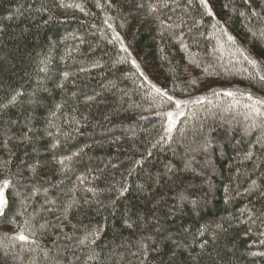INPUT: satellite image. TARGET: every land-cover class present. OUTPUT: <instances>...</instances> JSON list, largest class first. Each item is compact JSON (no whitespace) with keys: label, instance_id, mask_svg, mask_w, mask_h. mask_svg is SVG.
Here are the masks:
<instances>
[{"label":"trees","instance_id":"obj_1","mask_svg":"<svg viewBox=\"0 0 264 264\" xmlns=\"http://www.w3.org/2000/svg\"><path fill=\"white\" fill-rule=\"evenodd\" d=\"M263 133L264 0H0V264H264Z\"/></svg>","mask_w":264,"mask_h":264},{"label":"rangeland","instance_id":"obj_2","mask_svg":"<svg viewBox=\"0 0 264 264\" xmlns=\"http://www.w3.org/2000/svg\"><path fill=\"white\" fill-rule=\"evenodd\" d=\"M191 101H195L194 99H189V100H184L182 101V103L180 104L181 108H184L185 106H187ZM235 108V110L232 111H226V117H224L220 123H218L219 125H221L220 127H228L231 128V123L232 124H237V125H248L249 127H246L247 129L244 130V132L246 133V130H250L251 127H254L253 125L258 124V121L260 120L258 117H255V115H252L249 111H245V110H241L238 107H233ZM230 112V113H229ZM232 117V119H231ZM236 126V125H234ZM264 138V133L263 136ZM0 190L3 191L4 193V198H5V187L4 185L0 184ZM4 206V205H3ZM3 206H0V212L3 208ZM15 245H0V252H2L3 254L6 255H11L12 253H9L7 250H9L10 247H13Z\"/></svg>","mask_w":264,"mask_h":264},{"label":"snow or ice","instance_id":"obj_3","mask_svg":"<svg viewBox=\"0 0 264 264\" xmlns=\"http://www.w3.org/2000/svg\"><path fill=\"white\" fill-rule=\"evenodd\" d=\"M7 185V182H5V186ZM6 200L4 198V193L2 190H0V206L5 205ZM21 239H24V237H20Z\"/></svg>","mask_w":264,"mask_h":264}]
</instances>
